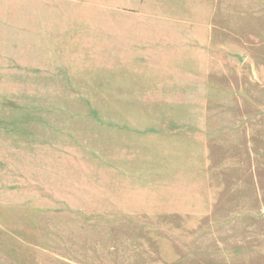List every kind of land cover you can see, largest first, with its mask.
<instances>
[{
    "label": "rangeland",
    "instance_id": "1",
    "mask_svg": "<svg viewBox=\"0 0 264 264\" xmlns=\"http://www.w3.org/2000/svg\"><path fill=\"white\" fill-rule=\"evenodd\" d=\"M0 264H264V0H0Z\"/></svg>",
    "mask_w": 264,
    "mask_h": 264
}]
</instances>
